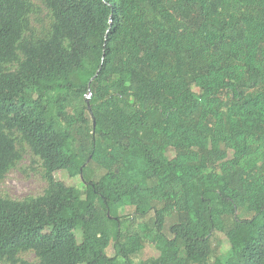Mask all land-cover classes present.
I'll return each instance as SVG.
<instances>
[{"label": "trees", "instance_id": "16d2710c", "mask_svg": "<svg viewBox=\"0 0 264 264\" xmlns=\"http://www.w3.org/2000/svg\"><path fill=\"white\" fill-rule=\"evenodd\" d=\"M42 4L0 0V181L26 147L48 183L0 196V264H264V0Z\"/></svg>", "mask_w": 264, "mask_h": 264}, {"label": "rangeland", "instance_id": "374dc122", "mask_svg": "<svg viewBox=\"0 0 264 264\" xmlns=\"http://www.w3.org/2000/svg\"><path fill=\"white\" fill-rule=\"evenodd\" d=\"M44 9L42 0H32ZM42 9V11H43ZM47 11H43L39 18L33 21V28L39 32L43 27H47L49 24V17ZM174 150L169 151V156H174ZM229 157H232V152H229ZM94 173V169L91 165L87 168L86 178H90ZM56 178L65 181L69 185H77L79 187L84 186V179L81 176L70 177L66 171H59L56 173ZM48 183L44 176V170L42 167V161L37 157L30 148H24L23 159L11 169L5 178L0 181V196L8 197L14 200H24L27 198L38 197L44 194ZM135 208L132 206L123 207L119 210V216L122 218H130L134 215ZM244 217H248L247 212L241 213ZM230 247L229 240L222 234H217V241L214 242V253L220 254L226 252ZM109 256L115 255L114 241L107 249ZM159 252L156 250L153 244L147 243L145 249L142 252L143 259L151 257H157ZM22 257L30 262H36L37 257L34 253L28 252L22 255ZM6 264V263H1Z\"/></svg>", "mask_w": 264, "mask_h": 264}]
</instances>
